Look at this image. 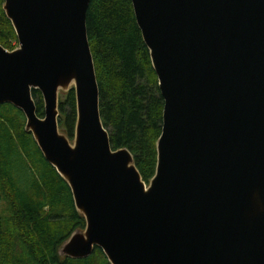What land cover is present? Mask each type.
Instances as JSON below:
<instances>
[{
  "label": "water",
  "instance_id": "1",
  "mask_svg": "<svg viewBox=\"0 0 264 264\" xmlns=\"http://www.w3.org/2000/svg\"><path fill=\"white\" fill-rule=\"evenodd\" d=\"M131 1L164 100L149 184L102 120L92 0H5L19 47L0 45V104L23 113L86 220L60 256L100 249L110 264H264V0ZM72 89L74 143L59 126L61 93Z\"/></svg>",
  "mask_w": 264,
  "mask_h": 264
},
{
  "label": "trees",
  "instance_id": "2",
  "mask_svg": "<svg viewBox=\"0 0 264 264\" xmlns=\"http://www.w3.org/2000/svg\"><path fill=\"white\" fill-rule=\"evenodd\" d=\"M0 0V45L18 48V36ZM89 41L100 88V110L114 150L127 148L149 184L158 166L164 100L150 51L131 0H92L87 15ZM40 118L43 96L33 91ZM59 126L74 141L78 119L74 89L59 102ZM86 229L72 192L44 158L26 118L0 104V264H110L97 249L89 258L60 256L77 231Z\"/></svg>",
  "mask_w": 264,
  "mask_h": 264
},
{
  "label": "rangeland",
  "instance_id": "3",
  "mask_svg": "<svg viewBox=\"0 0 264 264\" xmlns=\"http://www.w3.org/2000/svg\"><path fill=\"white\" fill-rule=\"evenodd\" d=\"M19 47V46H18ZM66 95H67V93H61V96H60V98L61 99H66ZM72 141V140H71ZM72 143H74V141H72Z\"/></svg>",
  "mask_w": 264,
  "mask_h": 264
}]
</instances>
